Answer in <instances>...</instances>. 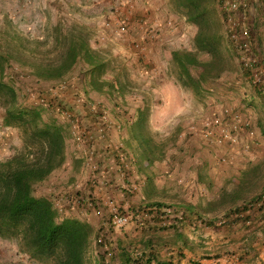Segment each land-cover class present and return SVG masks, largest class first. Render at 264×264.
Masks as SVG:
<instances>
[{"label": "trees", "instance_id": "trees-1", "mask_svg": "<svg viewBox=\"0 0 264 264\" xmlns=\"http://www.w3.org/2000/svg\"><path fill=\"white\" fill-rule=\"evenodd\" d=\"M168 1L175 12L182 14L195 27L192 48L174 49L170 52L173 75L179 87L206 100L207 88L224 73L237 75L235 80L240 82L244 90L240 102L244 108L252 107L257 114L255 123L264 137V81L251 83V79L247 80L251 75V68L243 67L240 62L234 63L233 50L237 55L239 53L225 33L223 11L217 6L219 0ZM12 33L5 44L0 42V107L3 111L2 124L15 129L21 144L7 157L0 159L1 239L15 242L18 251L36 264H173L171 259L162 258L157 248H174L177 257H183V249L201 252L204 258L219 257V252H212L203 243L194 242L184 228L188 226L194 229L199 223L214 225L222 213L224 217L235 215L230 226L239 223L245 229L238 239L231 241L237 244L239 250L237 262H257L259 251L256 239L260 231L264 232V219L254 227L245 224V221L240 224L242 219L238 218L240 211L235 202L236 194L229 193L226 187L219 191L217 198L207 199L205 204L179 200L177 206L181 209L180 215L165 220L170 216V208L164 202L169 196L168 190L167 187L165 190H158L154 182V166L165 162L170 167L167 177L174 166L167 155V140L156 138L149 128L147 105L137 110L125 138V144L136 153V157L132 159L128 156L127 159L144 176L139 181L144 184L145 195L140 206L132 209L136 227L142 229V233L126 240L117 239L115 256L113 259L109 258L106 247L109 234L105 224L114 227L110 206L106 202L100 204L93 192L82 193L73 189V176H68L65 184L57 181L63 178L59 173L68 159V138L72 135V124L76 123L78 126L76 136L81 139V145L88 143V151L92 153L90 156L82 148L81 156L71 154L73 168L80 169L81 165L85 169L90 158L98 154L95 148L100 144L102 146L98 149L108 150L106 145L100 143V135H97L93 124L87 125L93 119L101 120L99 118L105 110L104 104H95L86 96L87 90L81 91L83 98L77 94L70 101L58 92L54 94L37 88L28 92L33 96L28 99L23 89L16 90L18 87L13 84L12 75L9 76L5 70L12 59L27 63L37 80L58 81L57 85L62 89L67 87L65 77L74 66L83 64L87 70L90 89L119 95H123L128 86V82L121 78L124 70L110 57L107 49L91 45L92 34L85 25L75 22L69 25L57 23L52 30L50 44L48 39H30L16 32ZM203 55L207 56L205 60H201ZM255 65L256 62L252 64ZM110 71L113 75L108 79L106 75ZM246 88L251 90L250 94H247ZM230 89L236 95L240 94L238 88ZM77 102L81 106L76 108ZM256 105L261 106L262 112L256 110ZM260 163L264 164V154ZM259 164L245 170L238 177L240 189L247 188L250 192L242 195L245 203L255 202L264 194V183L258 180L263 171L262 164L258 166ZM53 174H57L56 181L48 183ZM110 181L112 180L109 183ZM46 183L52 188L40 189ZM60 186L63 188L55 191ZM237 193L241 196L240 191ZM202 195H196V198L203 197ZM263 203L259 206L260 218H264ZM74 207L82 209V214L74 213ZM118 211L121 212L120 209ZM87 212L99 216L108 213V218L105 221L101 216L97 225L93 226L85 216ZM130 242L138 243L139 252L133 254L128 250Z\"/></svg>", "mask_w": 264, "mask_h": 264}, {"label": "rangeland", "instance_id": "rangeland-1", "mask_svg": "<svg viewBox=\"0 0 264 264\" xmlns=\"http://www.w3.org/2000/svg\"><path fill=\"white\" fill-rule=\"evenodd\" d=\"M44 2L45 5H43L42 0H0V42L5 44V40L13 34L12 32H16L20 36L30 39H48V44H50L52 30L57 23L69 25L75 22L85 25L92 34L91 45L95 48L107 49L110 57L121 65L122 71L124 70L121 74L122 80L128 82L123 95L115 92L107 94L90 89L87 70L83 64L74 66L65 77L67 87L62 89H60V85H57L58 81L37 80L27 63L12 59L6 65L5 70L9 76L12 75L13 84L18 87L16 90L23 89V93L27 95L28 99L33 97L28 92L30 90L33 92V89L37 90V88L52 91L54 94L58 92L60 96L67 97L70 101L77 94L83 98L81 91L87 90L88 95L86 96L91 98L95 104H104L105 110L99 118L101 120L93 119L87 125L93 124L92 127H95L94 130L97 135L104 134L99 139L101 140L100 143L106 145L108 150L98 149L102 144L97 146L95 150L98 154L96 157L90 158L86 168L82 171L73 168L71 160L69 162L67 160L68 164H65L64 169L59 173L63 175V178L57 179V181L64 183L68 176H73L74 180L71 185L73 189L76 188L82 193L93 192L100 204L106 202L110 208L116 206L121 212L128 214L127 223L121 227H111L110 224H105L109 234L106 245L109 258L112 257L113 259L115 256L117 239L126 240L142 233V229L136 227L137 223L133 218L132 209L140 206L145 195L144 184L139 181V179H144V176L127 159L128 156L133 159L136 157V153L125 144V138L128 127L131 126V122L136 117L137 110L145 105L149 107L148 125L151 132L156 138L167 140V155L171 159V164L178 167L173 169L170 176L167 177L170 167H167L165 162L158 163L157 167L154 166V170H156L154 182L158 186V190H165L166 187L168 190L169 196L164 202L170 208L168 213L170 216H167L165 220L180 215L181 209L177 206L179 200L205 204L207 199L217 198L219 191L226 187L229 193L236 194L235 202L238 211H240L238 218L242 219L240 224L245 221V224L254 227L262 222L264 218H260L258 214L259 206L264 202V194L255 202L245 203L242 195H247L246 193L250 192L247 188L240 189L238 182V177L242 172L255 167L262 161L264 138L261 137L255 123V112L252 107L246 106L244 108L240 102L243 96V94L241 95L243 88L240 82L235 80L237 75L224 73L221 78L212 83L213 86L220 84L217 88L218 94H216L219 101L213 105L215 108H221V106L231 103L236 108H242L251 119L254 130L253 137L259 140V145L252 143L250 136L242 135L239 145L249 142V147L239 158L228 162L221 161L219 158L228 146L220 147L209 138L201 135L203 121L199 112L210 100L208 98L201 100L190 91L181 89L174 78L170 52L174 49L192 48L195 27L187 22L182 14L175 12L168 0H132L131 7H128V0H45ZM248 7L247 4L244 10L236 12L238 18L240 13L243 17L245 14L246 16L250 14ZM119 20L126 21L124 22L126 23L124 32L118 31ZM245 20L247 19L245 18ZM248 22V25H251V21L248 20ZM108 23H110V28L107 26ZM246 24L241 27L242 30L246 27L252 34L253 29L250 30ZM147 28L150 29L144 32ZM101 36L103 37L101 38ZM133 41L140 43L138 50L133 48L131 44ZM258 48L255 45L253 52L256 60L260 61ZM233 54L235 56L233 58L234 63H239L240 59L235 50H233ZM206 58V55L201 56V60ZM263 65L262 68H264ZM112 75L110 71L106 78L111 79ZM262 81H264V74L261 77ZM234 84L239 90V95L229 91L230 88L234 87ZM246 91L247 94L251 93L250 89L248 91L246 88ZM206 92L208 95V91ZM79 105L80 103L77 102L75 107L77 108ZM261 109L260 105H256V110L262 112ZM2 114L3 111L0 107V159L7 157L21 144L15 129L2 124ZM80 140L73 133L69 136L67 147L69 159H71V154L81 156L80 150L82 148L88 155L92 156V153L90 154L88 151V143L85 142V145L82 146ZM90 148L92 149L91 146ZM106 157L110 160H106ZM106 163L112 167L106 168ZM92 164H95L96 167L92 168ZM261 166L263 171H261L258 180L264 183V164ZM80 167L81 165H79ZM107 178L112 179L110 181L112 186L104 190L103 186H106L104 181ZM133 186L137 188L134 189ZM45 188L51 189L48 184L40 186V189ZM113 189L114 193L110 191ZM238 191L241 192V196L237 193ZM199 194H203V197L196 198V195ZM219 215L220 217L214 222V225L206 226L199 223L194 229L185 227L184 231L194 242H201L212 252H219L220 254L219 257L207 258L231 259L233 261L231 264H237L236 258L239 250L237 244L231 243V241L238 239L245 229L240 227L239 223L230 226L235 215L229 217H224L222 213ZM101 216L106 221L108 213L100 216L90 214V219L96 223V220L101 219ZM144 225L146 224L144 223ZM262 240H264V232L260 231L256 242L258 243L259 256L262 254L264 257ZM0 241V245L9 253V257L14 256L16 261L22 258L21 253L17 252L13 255L16 252L14 248L17 246L15 242L1 238ZM137 244V242L128 243V250L135 254L138 251ZM161 250L162 248L159 251L161 252ZM183 250L186 251L183 256L185 253H191L195 262H198L197 256L203 258L201 252ZM168 251L172 252V256L176 254L174 248L164 249L161 253ZM161 253H159L160 256ZM175 256L177 257V255ZM9 257L6 262L1 260L0 264L11 263ZM262 261L260 264H263ZM20 263L26 264L22 261ZM151 264L156 263L152 262Z\"/></svg>", "mask_w": 264, "mask_h": 264}, {"label": "built area", "instance_id": "built-area-1", "mask_svg": "<svg viewBox=\"0 0 264 264\" xmlns=\"http://www.w3.org/2000/svg\"><path fill=\"white\" fill-rule=\"evenodd\" d=\"M131 3L132 0H128V7H131ZM247 4V0H219L218 8L223 11L222 20L224 30L232 44L237 47L240 63L243 67L251 68L252 72L247 80L249 81L251 79V83H256L261 82V77H263L264 74V68H262L260 61L256 60L253 52V47L257 45L256 40H254L253 34L249 33L246 27L242 30L241 27H243V24L236 14L237 11L244 10ZM124 13H126V11H124ZM119 21L118 31L124 32L126 29V23L124 22L126 21ZM107 26L110 28V23H108ZM149 29L150 28L145 29L144 32ZM249 29L251 30V27H249ZM102 37L103 36H101V38ZM131 44L134 49L136 48L138 50L140 47L139 42L133 41ZM255 62L259 63L252 66ZM218 85H216V87L211 84L207 88L208 99L210 101L207 102V105L199 112V116L203 121L201 135L205 138H209L220 147L225 145L228 146L227 150L219 156L221 161L228 162L235 158H239L246 152L247 147H249V142L239 145L242 135L250 136L252 139V141H250L254 144H256L258 140L253 137L254 130L252 129L251 119L242 108H236L231 103L221 106V108H215L213 104L219 101V97L216 96V94H218ZM234 87H236L235 84ZM77 128L75 123L71 125V132L75 135L78 133ZM100 136L103 137L104 134L101 133ZM95 167V164H92V168ZM110 209L112 213L111 220L114 227L118 228L127 223L129 218L128 214L119 212L116 206H111Z\"/></svg>", "mask_w": 264, "mask_h": 264}, {"label": "crops", "instance_id": "crops-1", "mask_svg": "<svg viewBox=\"0 0 264 264\" xmlns=\"http://www.w3.org/2000/svg\"><path fill=\"white\" fill-rule=\"evenodd\" d=\"M44 1L45 0H42L43 5H45V2ZM47 2L49 3V1H47ZM248 6H249L248 7V11H249L250 14H248L247 16L245 14V16L243 17L242 14L240 13L238 19L241 20L242 23L245 21V23H243V25H245L247 23L246 25L249 26V27H251V29H253L252 30L253 31L252 34H254V37H255L257 46L259 47L258 48L259 54H260V57H261V59H259V60L261 61L262 64H264V0H248ZM245 18L247 20H245ZM248 20L251 21V25L250 24L248 25V23H249ZM255 119H257V114L255 115ZM261 137H263V136L261 135ZM256 144L259 145V140L257 141ZM105 159L108 160V161L110 160L107 157ZM67 160L69 162V160H71V159L68 158ZM66 164H68V163L66 162ZM171 165H173V164H171ZM110 167H112V166H110L109 164H107L106 168H110ZM177 168L178 167L174 165V169H177ZM82 170H83V167H80V171H82ZM56 175L57 174H53V176L50 177L48 183L53 182V181H56L55 180L56 177H57ZM109 180H110V178H107L104 181V183L106 184V186H103L104 190L108 189L109 186H112V184L108 183ZM48 183H46V184H48ZM62 188H63V186L57 187V190L56 191H58V190H60ZM48 189L49 188H47V190ZM110 191L113 192V193L115 192L114 189L113 190H110ZM74 212L75 213H78V214H82V209H80L79 207H76L74 209ZM90 214H92V213L87 212L85 216L87 217V220L93 226H96L100 219L96 220V223H95L94 220L91 221ZM0 243H1V241H0ZM13 248H14V246H13ZM161 248H162L161 252H163L164 249L165 250L167 248L169 249V247H161ZM161 248H157L158 253H161L159 251ZM14 250L16 252H14L13 255L15 253H17V252L19 254L21 253V252L18 251L17 246H15ZM182 252L184 253L186 251L183 250ZM21 254H22V258L16 261L15 260V257L14 256L9 257V253H7L6 249H4V247H2L0 245V261L1 260H4L6 262V259H8V257H9V259L12 261L9 264H22V263H20V261H22V262H24L26 264H32L33 263V262H31L28 259V257L25 254H23V253H21ZM171 254H172V252H169V251L166 252V253H163V254L161 253V257L164 258V259H166V258L167 259H171L173 264H231V263H233V261L231 259L228 260V259H224V258H204V257L203 258H200L199 256H197L199 258V259H197L198 262H195L194 256H191V253L190 254H186L185 253V255L183 257H176L175 256L176 254H174L171 257ZM259 257H260V259L257 260V262L255 264H257V263L260 264L261 263V260H263L262 263L264 264V257H263V255L261 254V256H259ZM237 264H247V263H239V262H237Z\"/></svg>", "mask_w": 264, "mask_h": 264}]
</instances>
